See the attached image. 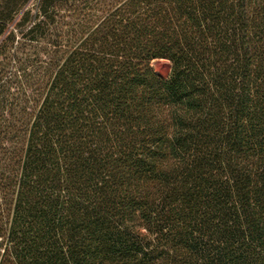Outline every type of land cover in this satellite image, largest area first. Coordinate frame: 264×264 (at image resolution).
I'll list each match as a JSON object with an SVG mask.
<instances>
[{
    "label": "trees",
    "instance_id": "trees-1",
    "mask_svg": "<svg viewBox=\"0 0 264 264\" xmlns=\"http://www.w3.org/2000/svg\"><path fill=\"white\" fill-rule=\"evenodd\" d=\"M0 264H264V0H0Z\"/></svg>",
    "mask_w": 264,
    "mask_h": 264
},
{
    "label": "rangeland",
    "instance_id": "rangeland-1",
    "mask_svg": "<svg viewBox=\"0 0 264 264\" xmlns=\"http://www.w3.org/2000/svg\"><path fill=\"white\" fill-rule=\"evenodd\" d=\"M155 70L163 76H168L170 72V63L164 59H157L152 63Z\"/></svg>",
    "mask_w": 264,
    "mask_h": 264
}]
</instances>
